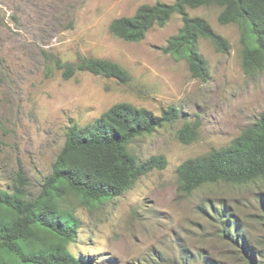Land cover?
<instances>
[{
  "label": "rangeland",
  "instance_id": "1",
  "mask_svg": "<svg viewBox=\"0 0 264 264\" xmlns=\"http://www.w3.org/2000/svg\"><path fill=\"white\" fill-rule=\"evenodd\" d=\"M155 2L173 0H0V190H13L21 168L23 190L35 197L72 124H90L116 103L157 116L171 106L179 111L176 121L129 146L139 161L163 157L164 167L96 209L74 205L76 239L67 250L88 264H245L221 231L227 229L230 240L244 235L262 253L264 178L240 187L209 185L181 197L176 169L226 146L264 115V70L244 73L241 30L218 24L216 7L187 9L229 44L221 53L198 40L205 82L191 77L183 59L162 51L181 27L180 16L136 43L109 33L113 19ZM77 56L114 62L129 81L86 72L63 79L54 59L74 63ZM184 122L195 127L189 144L176 138Z\"/></svg>",
  "mask_w": 264,
  "mask_h": 264
},
{
  "label": "trees",
  "instance_id": "2",
  "mask_svg": "<svg viewBox=\"0 0 264 264\" xmlns=\"http://www.w3.org/2000/svg\"><path fill=\"white\" fill-rule=\"evenodd\" d=\"M199 7L219 8L218 24L239 26L243 46L241 65L246 75L264 70V0H173L171 4H142L133 16L113 19L108 31L117 39L136 43L152 27L162 28L173 15L180 16L181 27L162 51L174 60L183 59L191 77L205 82L209 74L198 52V40H209L221 53L228 52L229 44L203 18L188 15L187 9ZM54 62L65 80L77 72H86L119 83L129 81L127 72L109 60L77 56L74 63H61L58 59ZM178 118L179 111L171 106L157 116L145 108L122 102L112 105L90 124L67 127L64 143L35 197H28L23 190L25 178L21 168L16 172L13 190H0V264H88L67 250L76 239L78 221L74 205L96 209L129 190L154 168H163V157L139 161L129 146ZM195 137V127L187 122L176 132L177 140L183 144H189ZM263 178L264 115L226 146L183 161L176 169V190L181 197H189L205 186L240 187ZM259 217L264 227V200ZM227 233V229H222V239L234 247L245 264H264L263 249L262 253L258 251V245L247 241L244 235L230 240ZM258 242L263 247L264 236Z\"/></svg>",
  "mask_w": 264,
  "mask_h": 264
}]
</instances>
